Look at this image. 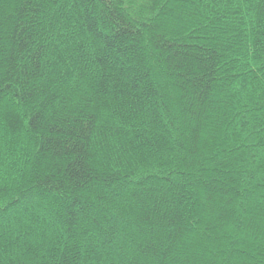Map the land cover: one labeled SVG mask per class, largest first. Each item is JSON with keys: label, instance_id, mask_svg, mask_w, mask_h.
Returning <instances> with one entry per match:
<instances>
[{"label": "trees", "instance_id": "1", "mask_svg": "<svg viewBox=\"0 0 264 264\" xmlns=\"http://www.w3.org/2000/svg\"><path fill=\"white\" fill-rule=\"evenodd\" d=\"M0 264H264V0H0Z\"/></svg>", "mask_w": 264, "mask_h": 264}]
</instances>
